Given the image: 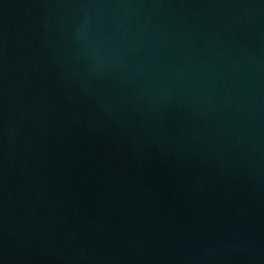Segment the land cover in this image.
<instances>
[{"label":"water","instance_id":"water-1","mask_svg":"<svg viewBox=\"0 0 264 264\" xmlns=\"http://www.w3.org/2000/svg\"><path fill=\"white\" fill-rule=\"evenodd\" d=\"M0 264H264V0H0Z\"/></svg>","mask_w":264,"mask_h":264}]
</instances>
